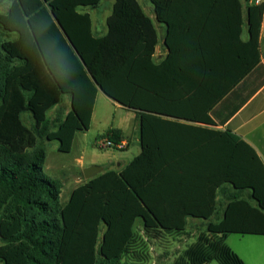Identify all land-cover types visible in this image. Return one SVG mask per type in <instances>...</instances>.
I'll use <instances>...</instances> for the list:
<instances>
[{
  "label": "trees",
  "instance_id": "trees-1",
  "mask_svg": "<svg viewBox=\"0 0 264 264\" xmlns=\"http://www.w3.org/2000/svg\"><path fill=\"white\" fill-rule=\"evenodd\" d=\"M103 1L0 0V264H145L142 236H184L190 219L205 234L176 264H247L226 239L264 236V162L214 119L260 64L264 3L244 19L243 0H150L166 27L157 63L159 35L138 0H115L108 33L94 34L88 10ZM100 89L137 114L142 151L62 204L48 143L71 153ZM65 96L70 110L52 118Z\"/></svg>",
  "mask_w": 264,
  "mask_h": 264
},
{
  "label": "crops",
  "instance_id": "crops-1",
  "mask_svg": "<svg viewBox=\"0 0 264 264\" xmlns=\"http://www.w3.org/2000/svg\"><path fill=\"white\" fill-rule=\"evenodd\" d=\"M114 1L115 0L109 1L111 3V10L103 11L102 15H99L98 11H96L95 13H91L93 31L96 36H105L108 33L107 20L112 13ZM261 3H264V0H243L244 19H246L247 5H258ZM102 4L103 3H101V5ZM101 5L99 9L101 8ZM142 7L149 18L153 21L159 35V44L154 55V61L159 63L165 59L168 53V50L164 46L166 27L157 21V15L153 4L148 5L147 3V5ZM242 38L243 40H248L246 25H244ZM260 58L261 60L259 66L255 68L253 72L248 76V78H246L234 90V92L228 98H226V100L216 109V116L214 119L216 126L214 128L218 130H232L233 133L251 144L256 149L259 156L264 162V15L260 33ZM99 100H101L102 103L113 101L101 90L99 91L89 130L93 128L96 121V106ZM116 107L117 109L124 108L125 110H127V112H129V115L125 117L123 124L117 123L116 119L111 122H107L105 126L104 124H102L103 126H101L97 131L95 142L98 143L99 140L104 137L109 130H117L121 132V136L123 138L122 142L124 143L125 147L122 150H116L126 152L127 155L113 154L117 164L112 161L111 166L107 168L105 166L107 164L97 162L89 166L101 167L102 172L107 171V169L121 171L142 151L140 120L137 114L118 103L116 104ZM236 107L240 108L233 112ZM197 125H201L202 127L205 126L202 124ZM76 137L74 140V144L76 142ZM131 152H133V156L128 158V154H130ZM81 164L83 165V161L81 162ZM83 168L84 170L87 169L85 166H83ZM203 228L204 222L202 220L190 219L186 233L188 234V232L190 231H197ZM184 236H180L178 238H182ZM248 236L254 237L238 241L235 239L236 244L239 246V248H235V246H231L228 244L230 242L231 235L227 237L226 243L247 264H264V236ZM158 243L160 244L161 242Z\"/></svg>",
  "mask_w": 264,
  "mask_h": 264
},
{
  "label": "rangeland",
  "instance_id": "rangeland-1",
  "mask_svg": "<svg viewBox=\"0 0 264 264\" xmlns=\"http://www.w3.org/2000/svg\"><path fill=\"white\" fill-rule=\"evenodd\" d=\"M109 1L110 0H104L100 9H89L88 11L90 13L98 11L99 15H102L103 11L111 10V3ZM138 1L142 6L147 5V3L148 5H152L150 0ZM6 10L7 6L0 4V12H5ZM116 104L117 103L114 101L107 103H102L101 100L98 101L96 106L97 118L93 128L77 134L76 142L71 153L66 154L60 152L58 150L59 143L57 141L48 143V158L45 167V174L49 178H56L61 182L60 200L62 204H65L69 200V197L75 188L89 180L84 174L83 166L88 168L97 162L107 164L105 165L107 168L111 166L112 161L117 164L113 154L127 155L126 152H121L113 148H102L95 142L97 131L103 126L102 124L105 126L107 122H111L114 119H116L117 123L123 124L125 117L129 115V112L124 108L117 109ZM59 109L63 110L64 114H67L70 110L69 96H65L62 106L54 109L50 113V116L55 118ZM23 119L26 124L31 125L26 116L23 117ZM132 153L133 152L128 154V158L133 156ZM82 161L83 165L81 164ZM107 171L109 170L107 169ZM140 230L141 228H138V231ZM204 231L205 228L197 231H190L182 238L168 237L167 240H163L160 244L158 242L146 240V238L142 236V240L138 245V252L141 253L139 258L142 262H145V264H176L181 260L184 261L186 251L192 245H196L199 238L205 234ZM250 237L254 236H241L234 234L231 235L228 244L235 246V248H239L236 244V240L250 239ZM210 264L219 263L213 261Z\"/></svg>",
  "mask_w": 264,
  "mask_h": 264
},
{
  "label": "built area",
  "instance_id": "built-area-1",
  "mask_svg": "<svg viewBox=\"0 0 264 264\" xmlns=\"http://www.w3.org/2000/svg\"><path fill=\"white\" fill-rule=\"evenodd\" d=\"M98 145L102 148H113L119 150H122L125 147L123 142L117 144L113 141L111 137H108L106 135L99 140Z\"/></svg>",
  "mask_w": 264,
  "mask_h": 264
},
{
  "label": "water",
  "instance_id": "water-1",
  "mask_svg": "<svg viewBox=\"0 0 264 264\" xmlns=\"http://www.w3.org/2000/svg\"><path fill=\"white\" fill-rule=\"evenodd\" d=\"M100 90L102 91V89ZM100 172H102V168L98 166H92L84 170V174L87 179L93 178L94 176L98 175Z\"/></svg>",
  "mask_w": 264,
  "mask_h": 264
}]
</instances>
